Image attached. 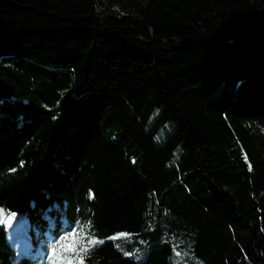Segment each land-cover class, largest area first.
Returning a JSON list of instances; mask_svg holds the SVG:
<instances>
[{"label":"trees","instance_id":"1","mask_svg":"<svg viewBox=\"0 0 264 264\" xmlns=\"http://www.w3.org/2000/svg\"><path fill=\"white\" fill-rule=\"evenodd\" d=\"M0 211V264H264V0H0Z\"/></svg>","mask_w":264,"mask_h":264},{"label":"rangeland","instance_id":"2","mask_svg":"<svg viewBox=\"0 0 264 264\" xmlns=\"http://www.w3.org/2000/svg\"><path fill=\"white\" fill-rule=\"evenodd\" d=\"M141 1H145V0H141ZM11 219L13 221L16 222V227L10 231L6 225V222H5V225H6V228H7V231H8V234H9V240H11V237H12V234L15 232V230L20 226V222L21 220L17 218V216L15 215H12L11 216ZM68 236H71V235H68ZM20 241L23 242V245L26 246V242L28 245L29 242L26 241V238L23 239V240H19L16 244H15V247H16V250L17 252L19 253H23V254H30L31 252V245L30 247L26 246V250L23 252V251H20L18 249V247H20L19 243ZM120 242H118L119 244V249L120 251L124 254L125 252L127 253H131L132 255L130 256H126L124 254L125 257H128V258H132L134 259V261H137V262H141L144 260V255L142 253L140 254H137L136 250L139 248L137 245H136V240L131 237V236H125V237H122L120 240ZM116 242V243H117ZM63 244V241L60 240L58 244H55L56 247L55 249L53 250V247L51 246L47 251H45L44 253V256L41 258L40 262L38 264H68L69 260L73 263V260H74V257L78 254V251L75 250L72 251V252H66L62 249L61 245ZM76 246H77V241H76ZM130 247L132 249V251L128 252L127 251V247ZM144 251H147V249H145ZM37 254L36 252L33 254V257H35ZM137 256H139V259H137Z\"/></svg>","mask_w":264,"mask_h":264},{"label":"snow or ice","instance_id":"3","mask_svg":"<svg viewBox=\"0 0 264 264\" xmlns=\"http://www.w3.org/2000/svg\"><path fill=\"white\" fill-rule=\"evenodd\" d=\"M159 139V138H158ZM0 216H2V211H0ZM9 219H11V216H9ZM21 228H23L24 227V225L23 224H21V226H20ZM76 232L75 231H73L72 233H71V236H62V237H60V240H62L63 241V244L61 245V247H62V249L64 250V251H66V252H72V251H74L75 250V248H76ZM128 234L127 233H125V232H120V233H118V236L119 237H125V236H127ZM117 237H112V239H116ZM100 243H103V241H99ZM89 243L90 244H93V243H95L94 241H89ZM26 246H28V247H30V245H28L27 244V242H26ZM53 250L55 249V247H56V245L55 244H53ZM83 251H88V249L87 248H84L83 249ZM137 252H139V249H137ZM126 256H130V255H132L131 253H127V252H125L124 253ZM177 255H179V253H177ZM137 259H139V256H137ZM68 264H72V262L69 260V262H68ZM80 264H84V260L83 259H81L80 260Z\"/></svg>","mask_w":264,"mask_h":264},{"label":"bare ground","instance_id":"4","mask_svg":"<svg viewBox=\"0 0 264 264\" xmlns=\"http://www.w3.org/2000/svg\"><path fill=\"white\" fill-rule=\"evenodd\" d=\"M6 225L10 231H12L17 226L16 222L9 218L6 220ZM19 245L20 247H18V249L24 252L26 250V246L23 245L22 241H20Z\"/></svg>","mask_w":264,"mask_h":264}]
</instances>
